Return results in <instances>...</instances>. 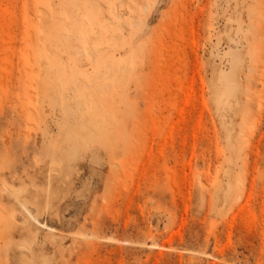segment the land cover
<instances>
[{
    "label": "rangeland",
    "instance_id": "1",
    "mask_svg": "<svg viewBox=\"0 0 264 264\" xmlns=\"http://www.w3.org/2000/svg\"><path fill=\"white\" fill-rule=\"evenodd\" d=\"M0 264H264V0H0Z\"/></svg>",
    "mask_w": 264,
    "mask_h": 264
},
{
    "label": "bare ground",
    "instance_id": "2",
    "mask_svg": "<svg viewBox=\"0 0 264 264\" xmlns=\"http://www.w3.org/2000/svg\"><path fill=\"white\" fill-rule=\"evenodd\" d=\"M240 59L233 55L229 59V70L223 72L220 75V83L223 85V88H219V103H227L229 98L234 95L236 92L237 86H236V68H238ZM240 65V64H239ZM215 179H218L217 177ZM217 182V181H216Z\"/></svg>",
    "mask_w": 264,
    "mask_h": 264
}]
</instances>
